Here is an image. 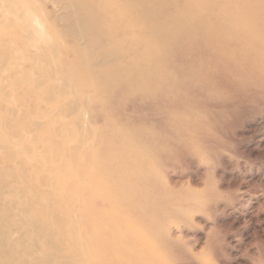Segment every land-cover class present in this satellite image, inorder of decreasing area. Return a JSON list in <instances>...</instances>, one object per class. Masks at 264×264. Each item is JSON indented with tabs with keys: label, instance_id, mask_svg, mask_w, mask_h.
Listing matches in <instances>:
<instances>
[{
	"label": "rangeland",
	"instance_id": "374dc122",
	"mask_svg": "<svg viewBox=\"0 0 264 264\" xmlns=\"http://www.w3.org/2000/svg\"><path fill=\"white\" fill-rule=\"evenodd\" d=\"M4 4L37 21V45ZM0 10V77L22 78L0 82V105L45 124L30 133L43 162L15 171L25 177L14 191H69L52 202H71L81 231L97 205L109 241L97 249L120 260L108 264H264V0H0ZM73 103L83 136L76 115L58 112Z\"/></svg>",
	"mask_w": 264,
	"mask_h": 264
},
{
	"label": "bare ground",
	"instance_id": "6f19581e",
	"mask_svg": "<svg viewBox=\"0 0 264 264\" xmlns=\"http://www.w3.org/2000/svg\"><path fill=\"white\" fill-rule=\"evenodd\" d=\"M4 9L7 13H15L19 19L22 18V30L26 36L34 41V45H37V31L34 30L35 27L33 25L34 21L37 25V21L34 18L28 17L29 14L27 15L26 11L19 4H4ZM1 15L2 13H0V17ZM2 24H0V28L5 26ZM10 24L11 22L8 27H10ZM41 40L44 41L42 38ZM27 45L31 47L30 44ZM129 50L128 48L125 52L130 53ZM133 51L131 50L132 53H135ZM55 55L58 56L57 54ZM1 57L2 64L6 65L8 58L5 55ZM138 64H136V68L134 65H131V67L136 73L140 74L144 70L143 66ZM19 73L20 71L13 70L8 76L4 75L5 77H3L2 75L0 82L8 84L9 87H13V82L17 81L21 83L22 78L19 79L17 77ZM25 80L30 81L28 77ZM60 80L63 81V79ZM66 83L64 81L61 85L63 91L66 90ZM56 89L57 86L54 85L52 89H47L45 94L50 98L51 93ZM6 94L10 96L11 92L8 91ZM15 104L9 102L8 105H2V107L0 105V112L6 110L5 122L8 123L0 125V180H3V183L0 184V264H108L113 261L120 262L117 257H111L105 251H103L104 254L100 255V250L97 249V243L101 242V244H104L103 250H106L105 246L109 242L101 229L98 228V222H101L103 219L101 218L102 215L97 205L88 210V214L97 213L94 214L96 221L88 223L81 231L76 224L77 220L70 213L72 210H75L71 202L69 203L70 206L67 211L56 209L54 205V202L62 204V201H66L64 197L68 195L69 191H14L15 188L12 187L11 181H19L25 177L23 174L16 173L15 171L26 172L25 170L41 166V162H43L36 154L35 147L33 146H37V142L44 143V140H40L30 133L33 130L40 131L45 127V124L43 125L41 122L25 119L26 116L21 114V110L16 109L17 106ZM68 107L67 109L65 107L58 109V112L76 115L75 122L79 127L78 133L83 136L82 131L84 130L81 129V125L85 120L80 114L82 110L79 109L76 103ZM23 111L26 112V110ZM29 112L33 113L32 110H29ZM85 124L88 125L87 123ZM64 129H66V126L58 129L52 128V131L58 133L64 131ZM4 133L6 136H3ZM64 139L68 140L69 137L65 135ZM54 147L59 150L60 142H55ZM73 150L75 149L73 148ZM55 154L57 153L55 152ZM7 168H12L15 172L11 173L10 179L6 174ZM26 174L30 178L29 180L26 178V181H31L36 177L31 172ZM4 189H8L9 191H3ZM75 194H77V191H73L71 196ZM77 195L79 199L91 200L95 198L93 195H87L85 192L81 195L78 193ZM101 205L103 206V203ZM77 213L84 215L86 211L84 209L81 211L80 209L76 211ZM108 220H113V218H109ZM53 224L59 226V232L53 233L51 229ZM92 232L96 235L91 236V240H87L89 237L86 236ZM121 235V230L111 228L107 236L116 239ZM83 236L87 241L81 243L79 240L83 239ZM39 239L41 240L39 241ZM68 240L71 243L68 244ZM49 249L51 251L50 253L48 251ZM93 253L96 254L97 260L92 258L91 255Z\"/></svg>",
	"mask_w": 264,
	"mask_h": 264
}]
</instances>
